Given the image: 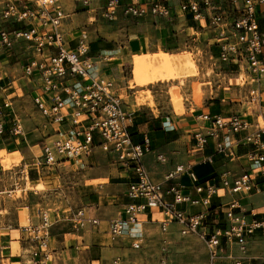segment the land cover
<instances>
[{
    "label": "built area",
    "instance_id": "2783aa9c",
    "mask_svg": "<svg viewBox=\"0 0 264 264\" xmlns=\"http://www.w3.org/2000/svg\"><path fill=\"white\" fill-rule=\"evenodd\" d=\"M78 1L91 5V0ZM58 2L0 0V51L18 57L23 76L33 86L31 96L44 119L42 127L59 128V136L43 142L41 152L34 155L35 165L56 170L60 163L69 160L84 164L97 148L113 154L121 168L130 172L128 201L121 216L108 225L113 240L130 238L132 248L142 249L146 240L140 221L144 216L158 215L164 236L159 264H168L172 242L167 235L174 223L180 226L183 237L196 235L205 242L209 264H222L225 260L231 264H254L248 255L249 244L256 233L264 230V217L249 216L240 199L233 198L224 212L223 226H212L207 218L216 198L264 187L253 171L261 169L264 176V0H105L101 7V16L107 20H117L120 15L137 19L157 17L162 19L160 24L169 26L174 33L176 25H186L195 40L202 33H210L208 38L218 47L216 57L226 65V72L235 73L240 79L244 73L256 82V86L249 82V102L259 107L263 124L249 121L240 111L225 117L203 110L198 115L203 126L192 132L196 152L205 151L213 142L214 152L205 161L212 162L215 155L233 156L235 147L248 146L245 156L252 171L234 175L224 170L204 181L197 177L191 164H178L164 181L151 176L144 157L152 151V138L145 133L142 141L134 140L132 128L137 122V111L126 109L115 80L101 73L91 54L87 30L71 46L62 30L67 14ZM95 21L93 15L89 23ZM2 73L0 68V90L15 91L18 78L10 76L2 83ZM6 94L0 100V138L6 131L13 136L24 135L13 96ZM254 125L257 127L253 128ZM158 159L166 158L159 154ZM186 173L194 182L196 195L184 191L182 177ZM186 204L204 209L191 212ZM89 223L97 226L100 219L86 217L79 210L75 227L83 228ZM50 225L44 213L42 223L30 227V236L38 245L32 264L52 260ZM231 244L238 247V253L229 250ZM113 264H122V256H116Z\"/></svg>",
    "mask_w": 264,
    "mask_h": 264
},
{
    "label": "crops",
    "instance_id": "0c3cea01",
    "mask_svg": "<svg viewBox=\"0 0 264 264\" xmlns=\"http://www.w3.org/2000/svg\"><path fill=\"white\" fill-rule=\"evenodd\" d=\"M58 3L67 14L63 21L62 30L71 46H75L79 41L81 32L87 30L91 43V54L101 73L109 75L115 80L124 97L126 109L137 111V122L132 131L136 130L138 133L134 135V140L136 142L141 141L145 133H148L152 138V151L146 154L144 163L154 179L164 181L167 173L174 170L178 164H191L194 173L200 180L207 179L224 170H230L234 175L252 171L245 156L248 146L235 147L236 154L233 156L215 155L212 162L204 160L207 155L214 152L212 141L203 152H196L193 148L192 132L203 126L198 119L199 113L205 110L229 117L232 112L240 111L245 115V102L241 96L228 98L223 94L224 91H220L218 94H214L212 91L208 93V90L205 91L202 87L204 91L203 100L206 102L205 107L183 114L170 113L173 107V102L170 99L154 97L148 108L149 111H153V115L149 116L138 102L139 98L135 95L136 92L129 91L131 88L129 85L123 87L120 84L117 71H115L117 69L115 58L120 51L116 48L107 49L106 41L111 37L97 31V12L101 13V7L105 4V0H91L90 6H85L83 2L78 0H59ZM93 4H97L95 8L92 7ZM93 15H96V21L90 24L89 20ZM160 21L162 19L150 17L143 20L138 19L137 23L133 22L130 27H127V30L137 29L138 34L127 38L123 48H127L129 53H137L154 50L159 47V44H162L163 47L178 44L180 39L177 36H179L180 25L175 26L177 32L174 33V30H171L169 26L160 24ZM17 60L18 57L15 54L0 51V68L3 70L4 80L2 83H6L10 76L19 80L14 83L15 91L12 88L13 91L11 89H7L8 91L5 92L0 90V100L2 99L1 96L8 93V95L13 96V107L17 113L21 109L25 110L23 113H18L25 132L24 135L13 136L6 131L0 138V264H32L38 245L30 236V227L42 223L43 208L49 202L57 206L50 211L49 217L46 215L48 212H45L51 223L50 246L52 248V260L47 264H55V262L57 264H112V258L115 257L116 251H121L118 244L123 243L126 248L131 246L132 242L130 238L115 241L108 232L110 220L121 216L124 204L128 201L126 192L130 172L121 168L113 154H107L99 148L95 149L84 164L69 160L60 163L56 170L36 167L33 162L34 155L41 152L42 143L53 139V137H58L60 133H57L59 129L57 127H49L48 129L42 127L44 119L36 110L31 96L33 86L23 76ZM121 66L118 67L121 68ZM233 74L237 76V74ZM220 88L226 89L222 85L218 87V89ZM259 110V107L255 105L257 117H255L254 122H258L257 125L261 124L258 117L260 115ZM169 125L174 128L170 130ZM65 127L68 128V126ZM174 135L178 136L173 137ZM10 151L16 152L17 155L18 152L23 154V161L17 165L19 168L16 166L17 169L14 171L6 169L3 163L2 155H6V152L9 153ZM98 154L103 155L102 157H114L116 165L114 173H107L105 166L101 167L95 164L100 158ZM159 154L165 156V161L158 159ZM87 165H90L88 171L83 170V177L87 176V178L82 179L83 177L80 175L82 172L78 170L80 168L87 169ZM253 171L259 175L261 180L264 179L261 169ZM28 178L34 185L42 182L46 189L32 191L28 187L22 188L28 183ZM93 179L108 180L89 183ZM182 184L185 192L196 195L194 182L187 173L182 177ZM7 186L10 188H5ZM19 190L23 191L22 196L15 199L7 198L6 195H17ZM233 198L240 199L243 211L249 216L257 214L264 217L263 187L260 191L228 194L222 198H216L208 210L207 219L210 225H224V212L227 209V204ZM186 207L191 212L204 209L203 206L190 204H186ZM79 210H83L86 217L99 218L100 224L95 226L89 223L83 228H76L74 219ZM158 217V215L144 216L140 221V227L146 240L145 246L153 235L159 240L160 248H162L164 236L160 230V222L156 219ZM23 223L28 224L23 225ZM179 230L180 226L174 223L171 225V232L167 235V238L172 242L168 264L171 263L177 239L183 238ZM185 237L194 239V241L199 239V244L202 242L205 244L196 235ZM260 238H264V230H260L250 240L248 255L251 259L253 256H257L255 255V248L258 247V243L262 242V240L259 241ZM229 250L234 253L239 252L238 247L234 244L229 245ZM158 259L159 257L157 264H159ZM207 264H209V260ZM222 264H231V261L225 260Z\"/></svg>",
    "mask_w": 264,
    "mask_h": 264
},
{
    "label": "rangeland",
    "instance_id": "374dc122",
    "mask_svg": "<svg viewBox=\"0 0 264 264\" xmlns=\"http://www.w3.org/2000/svg\"><path fill=\"white\" fill-rule=\"evenodd\" d=\"M96 5L93 4L92 7L95 8ZM97 14V31L103 32L111 37L106 41L107 49L116 48L120 51L115 58L117 63V69L115 71H117V77H119L121 86L125 87L129 85L131 87L129 91L136 92L135 95L139 98L138 102L149 116L153 115V111H149L148 108L152 104L154 97L170 99L173 102V107L170 110L171 114H183L205 107L206 102L203 100L204 88L205 91L208 90V93L212 91L214 94L224 91L223 94L228 98L241 96L243 102H245V116L249 121H255V117H257L255 105L253 106L248 102L249 82H252L251 77L243 73L240 79L236 75H229L226 72V65L220 63L216 57L218 47L213 45L212 41L209 40L210 33L207 35L202 33L199 39L195 40V35L190 36L191 34H188V32L191 33L188 31V27L186 25H180V30L178 31L179 36H177L180 41L176 45H171L173 47H163L162 44H159V47H156L154 50H149V52L129 53L127 48H123L124 42L127 38L134 37L138 34V30L133 28L129 31L127 27H130L133 22L137 23L138 19L120 15L117 20H107L101 16V13L99 14V11ZM120 65H122V69L118 67ZM220 85L222 87L225 86L226 89H218ZM225 91L227 92L226 94ZM24 111V109H21L18 113L20 114ZM258 117L260 123L263 124V119L260 115ZM256 127L257 125L253 126V128ZM176 136L178 135H174L173 137ZM98 155L100 158L97 159L99 161L95 164L101 167L105 166L107 173H114L116 171L114 157H102L103 155ZM11 156L13 157L11 158ZM2 157L6 169H11L12 171L16 170L17 165H20L23 161V154L20 152H18V155L16 152H6V155H2ZM89 166L87 165V169L80 168L78 170L82 172L80 174L82 177L83 170L88 171ZM86 178L87 176H84L82 179ZM27 180L28 183L23 185L22 188L28 187L32 191H43L46 189L42 182L34 185L29 178ZM107 180L93 179L89 183ZM5 188L10 187L7 186ZM22 194L23 191L19 190L17 195L11 194L10 196H6L7 198L15 199L22 196ZM55 206L57 205H52L49 202L43 208V212H48L46 215L49 217L50 211ZM27 224L23 223V225ZM198 240L195 239L194 241V239L191 240L187 237L177 239L170 264H207L208 254L206 245L203 242L199 244ZM260 240L262 242L258 243V247L255 248V255L257 256L252 257L254 264H264V238H260ZM118 245L121 251L117 250L114 256H122V264H157L161 244L153 235L147 245L142 249H134L131 246L125 248L123 243H119ZM55 264L57 263L55 262Z\"/></svg>",
    "mask_w": 264,
    "mask_h": 264
},
{
    "label": "trees",
    "instance_id": "16d2710c",
    "mask_svg": "<svg viewBox=\"0 0 264 264\" xmlns=\"http://www.w3.org/2000/svg\"><path fill=\"white\" fill-rule=\"evenodd\" d=\"M216 47H217V46H216ZM218 52H219V50H218ZM218 52H217V54H218ZM217 54H216V55H217ZM133 129H135V128H133ZM137 133H138V131H136V130L134 131V130H133V135H135V134H137ZM141 141H142V140H141ZM139 142H140V141H139ZM204 180H205V179H204ZM204 180H203V181H204ZM259 181H260L261 184L264 183V179L261 180V178H259ZM258 216H259V215H258Z\"/></svg>",
    "mask_w": 264,
    "mask_h": 264
},
{
    "label": "bare ground",
    "instance_id": "6f19581e",
    "mask_svg": "<svg viewBox=\"0 0 264 264\" xmlns=\"http://www.w3.org/2000/svg\"><path fill=\"white\" fill-rule=\"evenodd\" d=\"M252 83L254 84V86H256V82H255V81H253ZM10 152H11V151H10ZM10 152H9V153H10ZM12 155L14 156V154H12ZM13 156H11V158H12ZM30 165H31V164H30ZM26 166H27V165H26ZM36 167H37V166H36ZM41 185H42V184H41ZM46 218H48V217L46 216Z\"/></svg>",
    "mask_w": 264,
    "mask_h": 264
}]
</instances>
